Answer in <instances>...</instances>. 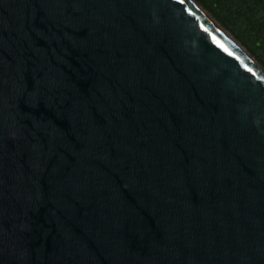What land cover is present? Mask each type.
I'll return each instance as SVG.
<instances>
[{
	"label": "water",
	"instance_id": "95a60500",
	"mask_svg": "<svg viewBox=\"0 0 264 264\" xmlns=\"http://www.w3.org/2000/svg\"><path fill=\"white\" fill-rule=\"evenodd\" d=\"M0 264H264V70L194 0H0Z\"/></svg>",
	"mask_w": 264,
	"mask_h": 264
},
{
	"label": "trees",
	"instance_id": "16d2710c",
	"mask_svg": "<svg viewBox=\"0 0 264 264\" xmlns=\"http://www.w3.org/2000/svg\"><path fill=\"white\" fill-rule=\"evenodd\" d=\"M237 41L264 62V0H194Z\"/></svg>",
	"mask_w": 264,
	"mask_h": 264
},
{
	"label": "rangeland",
	"instance_id": "374dc122",
	"mask_svg": "<svg viewBox=\"0 0 264 264\" xmlns=\"http://www.w3.org/2000/svg\"><path fill=\"white\" fill-rule=\"evenodd\" d=\"M205 11V10H204ZM217 22V21H216ZM218 23V22H217ZM220 25V24H219ZM223 28V27H222ZM224 29V28H223ZM230 36H232L233 38H234V40L239 44V45H241L238 41H237V39L233 36V34H231L227 29H224ZM242 46V45H241ZM243 47V46H242ZM244 49H245V47H243ZM246 50V49H245ZM248 53H249V55L254 59V61H256L257 63L259 62V60L257 59V57L256 56H254L251 52H249L248 50H246Z\"/></svg>",
	"mask_w": 264,
	"mask_h": 264
},
{
	"label": "flooded vegetation",
	"instance_id": "af4514ba",
	"mask_svg": "<svg viewBox=\"0 0 264 264\" xmlns=\"http://www.w3.org/2000/svg\"><path fill=\"white\" fill-rule=\"evenodd\" d=\"M257 64H259V66L264 70V62H262L261 60H259V62Z\"/></svg>",
	"mask_w": 264,
	"mask_h": 264
}]
</instances>
